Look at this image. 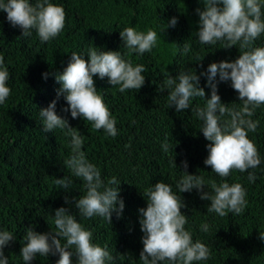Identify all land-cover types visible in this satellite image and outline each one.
Returning <instances> with one entry per match:
<instances>
[{
	"label": "trees",
	"instance_id": "1",
	"mask_svg": "<svg viewBox=\"0 0 264 264\" xmlns=\"http://www.w3.org/2000/svg\"><path fill=\"white\" fill-rule=\"evenodd\" d=\"M30 2L35 4L37 0ZM50 2L64 7L66 21L62 32L47 42H41L35 30L28 37L22 36V29L13 27L7 13L0 11V55L10 73L7 86L11 89L5 103L0 104V231H9L15 238L4 248L8 264H25L20 251L28 227H35L40 233L57 231L54 211L60 207L69 208L92 231L94 243L108 247L115 258L111 264H142L139 254L143 250L144 234L138 210L146 208L148 197L144 194L159 181L171 185L183 197L187 205L182 209L188 216L186 230L193 241H201L211 251L209 259L194 264H264V240L260 239L264 235V104L250 118L259 122L256 131L248 133L257 146L261 164L243 173L232 170L228 177L222 178L204 164L209 141L200 132L203 121L192 111L204 107L206 99L193 98L189 109L176 112L169 105L170 90L159 91L170 74L175 77L184 69L195 68L199 75L210 63L237 59L239 45L225 49V41L215 45L200 43L199 16L195 11L203 8L200 0ZM173 17L177 18V24L163 32L162 28ZM126 27L145 33L155 30L156 46L143 55L129 53L120 37V31ZM184 45L190 47L189 52L183 51ZM254 46L264 47V34L254 41ZM93 47L97 51H120L133 66L143 64L146 68L142 73L145 84L139 91L121 93L119 86L112 87L107 77H93L97 91L117 121L115 137L103 129H94L92 122L82 117L73 119L70 111H63L68 107L64 96L57 98L61 85L56 82L55 74L67 67L71 53L87 55ZM44 73L49 74L47 79ZM206 84V77L202 76L200 86L210 98L211 89ZM218 94L230 109H242L243 102L230 80L218 83ZM53 100H57V114L84 136L82 151L100 169L102 179L107 182L116 177L121 182L120 195L125 208L119 219L113 213L111 224L98 216H81L74 202L65 204V196L78 200L86 194V187L64 164L72 155L71 137L59 128L43 131L39 110ZM165 143L169 146L167 152L162 147ZM184 160L188 162L189 174L204 178V190L210 194L213 182L240 183L246 190L245 209L240 214L219 216L207 212L211 202L202 200L196 189L180 194L177 184L184 176L181 163ZM249 172L255 174L254 182L248 180ZM64 176L73 181L68 189L55 184L56 179ZM205 223L209 225L207 232L202 229ZM61 243L66 241L62 239ZM58 259V254H37L30 264H56ZM73 264H76L75 256Z\"/></svg>",
	"mask_w": 264,
	"mask_h": 264
},
{
	"label": "clouds",
	"instance_id": "2",
	"mask_svg": "<svg viewBox=\"0 0 264 264\" xmlns=\"http://www.w3.org/2000/svg\"><path fill=\"white\" fill-rule=\"evenodd\" d=\"M203 8L195 11L199 16L198 39L205 45H215L225 41L223 48L229 49L239 45L240 55L233 61L210 63L206 71L197 75L195 68H187L177 76L164 81L159 91L168 92L170 107L176 112L190 108L191 101L196 97L206 99L204 107L192 109L196 117L203 121L201 131L209 141L206 145L208 156L204 160L206 166L222 178L228 177L232 170L243 173L261 164V157L255 143L248 138L249 132H255L259 122L250 119L255 109L264 104V47L254 46V41L264 34V3L262 0H200ZM0 11L7 13V20L13 27L22 29V36L28 37L35 30L41 42H47L57 37L65 27L66 12L62 5L53 4L50 0H0ZM177 18L173 17L162 28L175 27ZM157 32L148 30L137 31L134 27H126L120 31L123 43L129 53L143 55L151 52L157 44ZM90 48L87 55L71 53V59L62 73H56V82L61 85L57 90V98L64 96L73 119L82 117L92 122L96 130L103 129L108 135H117L116 119L112 116L104 97L97 91L94 76L100 79L108 78L112 87L119 86L121 93L125 90L139 91L145 84L146 68L143 64L133 66L130 60H125L120 51H97ZM185 53L190 51L184 45ZM87 56V59H85ZM202 61V60H200ZM201 67L203 65L201 64ZM48 73H44L45 79ZM206 77V86L211 89L210 98L206 97L200 78ZM217 76L219 81H217ZM10 73L4 65V57L0 55V104L5 103L11 94L7 86ZM231 81L232 88L238 92L239 100L243 102L241 110L230 109L221 101L218 94V83ZM57 100H53L46 108L39 110L42 118L43 131L52 132L62 129L71 137L72 155L64 161L71 173L85 182L86 194L78 200L64 197L65 204L78 209L85 218L101 217L112 223L113 213L121 218L125 203L121 197V182L111 177L105 182L101 171L86 158L82 151L84 136L78 129L71 127L66 118L56 112ZM230 117V120L225 117ZM167 152V143L162 145ZM184 176L177 184L180 194L196 189L202 200H209L207 212L219 216L229 213L240 214L247 205L246 190L240 183L229 184L226 180L220 184L213 182L212 194L205 191V181L202 176L187 172L188 162L182 161ZM176 167H178L175 163ZM256 176L249 172L248 180L254 182ZM72 179L64 176L56 179L55 184L60 189H68ZM146 208H140V226L143 250L139 254L142 264H194L210 258L211 251L199 240L193 241L190 231L186 230L188 216L182 212L187 205L181 195L173 191L172 186L159 181L149 188ZM54 224L57 231L40 233L35 227H28L25 243L20 255L25 264H30L37 254L41 256L59 255L56 264H111L115 259L107 246L93 242L92 231L86 229L70 213L69 208L60 207L54 211ZM207 232L208 224L202 225ZM66 243H61V240ZM264 240V235H260ZM15 240L9 231H0V264H8L4 248ZM73 248L75 251H73Z\"/></svg>",
	"mask_w": 264,
	"mask_h": 264
}]
</instances>
